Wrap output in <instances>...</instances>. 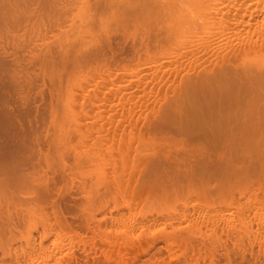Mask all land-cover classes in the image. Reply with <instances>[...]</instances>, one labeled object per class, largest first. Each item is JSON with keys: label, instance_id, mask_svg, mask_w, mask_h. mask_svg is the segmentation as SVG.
Segmentation results:
<instances>
[{"label": "rangeland", "instance_id": "obj_1", "mask_svg": "<svg viewBox=\"0 0 264 264\" xmlns=\"http://www.w3.org/2000/svg\"><path fill=\"white\" fill-rule=\"evenodd\" d=\"M5 1L7 2H4V0L2 1L5 4H1L2 2L0 0V264H44L45 262V264H49L51 262L52 264H55L56 262L53 263L54 260L56 261L61 258V262L57 261V263L264 264V184L262 185L263 187L259 186V180L261 181V178L263 179V170L261 173L262 176H258L260 173L255 176H253V174L252 177L249 176L251 177L250 182L253 183L252 185L247 181L245 183V180L247 179L244 177H247L246 173H248V171L247 169H245L246 171H244V168H242L241 170H243V173L245 172V176L242 175L244 177L241 176L240 178L242 180L244 179V181L241 182L244 183V186L241 185L239 179H237L239 181H237L238 183H233L236 179H234L235 176L232 178L231 175V178L229 177V182L231 181V183L235 185L231 187V184V189L230 187H227L225 183H223V181H227L225 172H228L231 168L229 166L228 168L227 165H229L228 163L230 161H233V159L231 158V154L233 153L235 155V150L238 148H234L233 146H237V144L235 142V144L233 143L234 145H231L230 142L226 144L225 141L224 142L226 145H224V143H220V140L222 142V139L225 140V138L220 139V137V140H217L215 135L220 134H215L213 132L217 130L215 128L213 130L212 125L210 128L208 126L210 125L208 122L212 123V120L214 123V127L219 126L222 123L221 121L223 119H219V116L222 115L218 114L220 113V111L223 112L226 110L223 109L222 103L217 104L220 103V101L223 102V100H228V106L225 104L228 108V113H232L229 112L231 110H229V105L232 102H229V100H235L237 96H242L240 98L243 99L244 103H247L249 101L251 105L247 103V106L249 105V108L247 110L253 109L252 107L254 106H256V108L260 110V108H262V106L264 105V87L261 84L258 85L261 79H264V76H260V71H262L264 75V61H261L263 62L262 66L261 62H259L261 59H259V61H256V59H258L257 56H252V54L243 56L240 54V57L236 58L235 60L239 61V66L242 64L243 67L245 66L247 68V61L245 60L251 59L249 60V63L251 64V62H254V64H256L254 68L257 69V71L258 67L262 66V68H259L260 71H258V77L260 78V81H258L259 79H253L257 78V75L254 74L255 77L253 76V78H251L248 83L246 82L247 80H242L244 84H241L242 82L237 79L236 74L233 71L226 69V66L225 71H223V75L221 77L219 76L220 78H218L217 81H212L214 85L211 83V81H209L210 83L208 86L207 82L205 81L211 79L207 78L205 73L208 74L210 71V73H216L219 71V65H216V60H218L217 57H227L231 49H238L240 48V46L242 47L243 40L249 41V39H253L255 38V36L257 38L256 34L255 36L251 35L252 38H250L251 36L249 33H245V31L241 30L243 28L242 24H238L235 26H229L225 24L226 20H232L233 18H235L237 12L234 11L235 7L233 5L236 6L237 4H233L235 3L233 2V0H173L178 3V5H176V8L185 9L182 11H186L187 14H183V12L179 9V12H182L184 16L182 17L180 15L178 16V9L176 11L173 9V7L165 5L166 7H169L168 9H170L169 11L167 9L168 12H166V8L164 6H159V4L157 5L155 3V0H147V3L149 5L147 6L150 8V10L148 9V7H146V5H143L144 7H146V9L142 10V4L145 3H141V0H134L139 1L138 3L141 4L137 5L136 2H134L136 5L132 3V6H129L128 3L126 4L125 1H130L131 4L133 0H124V2L123 0H72L75 2H72L71 0H65L64 2L63 0H58V3L56 0L54 1V4L52 3L53 0ZM39 1L42 2L40 3ZM162 1L164 3L170 2V5H174L172 0H167L169 2H167L166 0H156V2L160 3ZM244 1H246L247 4V0ZM244 1L241 0L242 6L246 5ZM250 1L252 0H248V2ZM176 2L174 3L176 4ZM134 5L137 7H134V10H138V8L140 9L139 5H141L142 8L139 11L135 10L136 13H134L135 11H132ZM161 7L163 8L160 9ZM163 9L165 12H162ZM172 10L174 14H177V16L174 15L173 12L169 14V12H171ZM210 10L212 12H210ZM90 11H92V14L90 13ZM159 11H161L163 15H160L161 13ZM82 12L83 14H81ZM262 13H264L263 10L259 13V17L262 16V19H264ZM87 14L91 16L88 17ZM205 14H208L209 17L208 15L205 17ZM210 14L214 17L210 16ZM253 14L257 15L255 12ZM202 15L204 16V18L202 17ZM215 15H217V17ZM175 16L179 20H176ZM151 17H154L155 19H152ZM219 17L221 19H219ZM206 18H208V20ZM247 18L249 17H246L245 21L249 20H247ZM150 19L153 20V22ZM215 19L219 20L216 21ZM222 19L224 20V22ZM149 21L152 23H149ZM82 22H85V24L88 25L83 26L84 23L82 24ZM256 22V19L251 20V26L252 24V27H254V24L257 25ZM226 25L228 26L227 29L225 27ZM234 28L238 29L235 30ZM79 29L81 32H79ZM193 29L195 31V34L192 32ZM242 31L244 32V34ZM166 32H169L170 35L169 33H167V36ZM252 33L254 32L252 31ZM164 34H166V37H168V39L164 37ZM247 34L249 35V38L247 37L248 40L245 39V35ZM187 37L190 38L188 39ZM202 38H206L204 40L209 45V47L211 44V46L214 45V47H210L211 49L217 48V51L219 49L218 52L220 53V55L219 53H217L218 55L215 54L217 52H215V49L212 50L214 52L211 51V54L213 55L214 53L216 57L214 55L212 56L210 53H207L208 56L207 54L205 55V53H203L204 49H202L201 43L204 44V48L207 44L204 43V40ZM194 41L200 42H198V44L196 43L197 45L200 44V46H198L199 48L201 47L200 52H198V48L197 54L196 52H194L195 54H193V51H195V49L197 50V45L194 43V47V44L192 43ZM180 42L183 43V46L185 43H187L185 45L188 48H191V46H193L192 48L194 49H189L191 51L190 52L189 50H187L188 48L186 46L184 48ZM62 44H66L65 46H68L66 47V49H71V52H69L68 50L65 51V46L63 47ZM188 44L189 46H191L189 47ZM237 44L238 46H236ZM60 45H62L64 52L61 47H59ZM184 50L187 51L183 52ZM175 51L179 54H177L176 59ZM179 51H182V54H185L186 52L192 54L188 53L191 56L183 55L184 57H182V54H180ZM171 53H173V56L171 55ZM200 53H203V55L205 56H202L209 59L207 60L206 58H204L209 64L205 62L203 57L201 58V60L203 59V63H201L202 61H196L198 58L197 55L199 54L200 56ZM193 55H196L194 58L195 61H193ZM210 55L211 58L213 57V61L215 64L210 58ZM53 56H56L57 59H51ZM188 57L190 62L187 61ZM252 57L255 58L253 59ZM79 58L80 60H78ZM260 58H264V56ZM156 61L158 62V64ZM186 61L188 62L187 64ZM191 61L193 63H191ZM56 62L59 63L57 64ZM75 62H77V64ZM82 62L85 64L82 65ZM160 62H162V65L159 64ZM210 63L213 64L211 66L215 67H209ZM202 65L203 67H201ZM74 66L76 67V69L74 68ZM179 66H181L182 69H180ZM248 66V69H251L250 65ZM106 67H108L109 70ZM195 67H197V69H195ZM166 68H168L169 71L168 69L166 70ZM207 68L209 69V71ZM254 68H252V70ZM178 69L180 71H177ZM211 69H213V71ZM135 70H139L138 73ZM192 72L194 74H191ZM224 72H227V74L229 73L230 76H228L229 74H224ZM111 73H114V76L115 73L117 74L113 78L114 81L112 80V82L118 90L116 89V87H114V85H111V78H108ZM125 73H127V75H125ZM188 73L191 75H189ZM162 74H165L166 77ZM156 75L158 81L161 83H163L162 81H169L167 83H163L162 87L160 86L161 83L157 82V78H155ZM161 75L166 78V80H159V77H161ZM195 75L198 76L195 77ZM90 77L92 78L90 79ZM131 77L133 79H131ZM138 77L141 78L139 79ZM194 77L203 78L202 80L206 82H203L205 85L203 86L202 83L201 86V80L197 82V79L196 82L199 83L197 85H195L196 83L193 84V79L192 83L191 81L189 82V80ZM151 78H154V80ZM82 79H88L89 82H85ZM92 79H94L95 82H100L96 84L93 81L92 83L90 81ZM103 79H106L107 81H104ZM263 79L261 83L264 85ZM155 80L156 85H154L155 83L153 82ZM77 82L79 85L77 84ZM94 83L96 85H94ZM140 83L142 85H139ZM189 83H191L192 85L189 86ZM246 83L247 86L249 83H251L249 84V86L251 85L250 90L253 88L254 95H252V92L247 93V88L249 89V87L245 86L246 89H244L242 85H246ZM179 84L182 86L180 89ZM143 85L145 86V92L142 91L144 87ZM174 85L175 88L177 86L176 89H179H174L176 94H179L184 88L185 89L182 91L183 93L181 92V94H184V92L187 94L189 87L190 89L196 87L194 88L196 92L194 91V89L191 91H194L196 95H194V97H197V99H199L200 101L196 99V102H193L195 98H192V95L190 97L193 100L190 98L192 102H189L190 92L187 94L188 99H184V97V100H180L182 99L181 97H183L180 94V99L178 98L179 95L176 96L177 99L180 100V102L175 100L173 102H179V105L184 103V107H186L187 110L191 112L190 115L189 112H185L186 110L184 111L183 109L186 114L188 113L190 117H193L192 115L196 116L198 118L197 120L200 119L201 123L204 121L202 125H196L197 127L201 126V128H199L200 130L197 127H193L195 125H193L192 123L195 124V122H191L192 126L189 125L190 130H188L189 126L187 127L188 123L186 122L187 116L189 117L188 114L183 116V119L186 118L185 122L187 124L184 127H186L187 131L186 129H182L181 124H183L184 121L180 123V119L181 121L183 120L181 117L183 114L180 113L183 111L180 110L184 108L183 105L179 106V116L175 112L177 110V107L174 106V110L167 107L169 106V104H174L173 102L170 103V101L173 99L171 96L176 95L173 93ZM119 86L121 88L123 87L122 90ZM197 86L199 88V91ZM206 86L208 88H206ZM96 87L99 89H96ZM224 88L229 90V93L231 95L230 98H228L230 95H228L226 90L224 91ZM171 90L173 94L171 93ZM93 91L96 94H94ZM118 91H120V93L126 92L128 95H131L128 96L126 95V93H124L125 96L123 98L122 94V96H120L122 98L119 99L118 102L117 99L120 95ZM177 91L180 92L178 93ZM223 91L227 94H224ZM117 92L119 95L115 94ZM261 92L262 94H260ZM89 93H91L90 95L94 94V96H91L92 98H95L94 100L90 97ZM150 93V98H148V94ZM197 93L200 94L198 95ZM256 93H259L260 97H258V94ZM186 94L184 96L187 97ZM209 94L210 96H208ZM97 95H101L102 98L101 96L95 97ZM103 95L105 96V98ZM214 95H217V98L214 97ZM225 95H228L227 98ZM134 96L140 98L143 97V99H136L137 97ZM153 96H155L154 98H156L157 101V98H160L161 101L159 99V102L156 101L157 103H153L155 100L153 102H150L154 99ZM107 97L109 98V100ZM204 97H206L208 100ZM99 98H101V100ZM146 98H148L149 100H147ZM256 98H259V101L261 102H259L258 100L257 101L259 103L256 102ZM262 98L263 101L261 100ZM104 99L106 101H104ZM239 99H236V104ZM130 100H132L133 102ZM250 100L254 101H252L251 103ZM91 101H94V103H92ZM148 101L150 103H148ZM166 101H168L169 104ZM130 102H132L134 105H131ZM99 103H102V105H99ZM111 103L116 104L113 105ZM261 103L263 105L259 107ZM201 104L203 108H205L204 104L207 105V111L202 108ZM234 104L232 103V105ZM130 105L136 112H133L131 110L132 108ZM152 105L158 107L157 110L159 111V113H157L159 115H164L160 114V112L167 107V110H170L167 112L171 113V111L173 110L174 113H176L175 117L178 116L180 117V119L178 117L173 118L171 114H169L173 118V120H171L172 118L167 115V112L166 118L168 116V119H164L165 116L164 118L160 117V119L159 115L156 116L157 114L155 113V111L157 110ZM171 105L170 107H173ZM175 105L177 106L178 104ZM244 105L245 104H243V102L240 104L239 100L237 106L234 105L233 107H237L235 108V110L239 111L244 108ZM133 106H135V109ZM162 106H164V109ZM238 106L241 109H239ZM100 108L101 111L99 110ZM112 108L114 109V111ZM152 108H154L155 111H153ZM217 110L219 111V113ZM235 110L233 109V115H235L234 117L237 119L236 121H234L235 118L233 119V123L231 124V126L234 128L237 122V130L239 127H241L239 126L240 121L238 122V120L243 119L241 120L242 124L244 119H250V121L253 122L251 119L259 121V119L264 116L263 113H259V116H257L258 113H256L254 114L255 116L251 115V117L248 118V116H246V110L243 109L242 111L244 115H241L243 116L241 117L240 114H242V112L239 111V115H237V111ZM198 111L200 114L202 113V117H198ZM261 111H264V108ZM150 112L152 118H148ZM254 112L255 111L251 113ZM209 114L211 115L209 116V119L212 118L211 120L208 119ZM229 115L230 114H227L228 117ZM110 116L112 119L109 118ZM115 116H117V118L119 119H117ZM105 117L107 118L105 119ZM144 117L146 118L144 119ZM190 117L188 119L189 123L190 121H192ZM113 119L115 122L113 123L116 126V129L114 128L112 123ZM157 119L159 120L156 121ZM193 119L196 118L194 117ZM116 120L118 121V123ZM149 120L151 122H149ZM197 120L196 124L198 123ZM108 121H111L112 124ZM121 121L124 123H122ZM205 121L208 124L205 123ZM231 121L229 122L231 123ZM224 122L223 124L225 125L226 122ZM204 123L207 124L208 132L213 130V134L208 133L206 128H203V130L206 131H204V133L210 134L209 136L214 135L216 140L213 141H217L215 142L216 144L219 142L220 144H218V146L221 147H218L214 142L212 143V139L210 140L211 137L208 138L207 136V139L202 138L205 137V134L202 133V126L204 125ZM100 124L101 126H105L103 132L101 131L102 127L99 126ZM110 124L112 125L111 127L109 126ZM125 124H127V126H125ZM107 126L110 127L109 131L107 130L109 129V127L107 128ZM117 126L119 129L117 128ZM227 126H230L229 123L227 124ZM98 127H100V129H98ZM113 128L116 130V132ZM216 128L218 129V127ZM219 129L221 130L223 128H220L219 126ZM98 130H100L101 132ZM111 130H113V132ZM237 130L235 131V133H231V131L229 130V133H231L233 136L235 134L236 138ZM240 130L241 128H239V131ZM110 131L112 132V134L115 132V135H111ZM243 132V136L249 137L247 130L242 131V133ZM239 133L241 135V132ZM223 135L224 137L231 136L226 135V133L222 134L221 136L223 137ZM241 136H238V138H241ZM135 137L138 140L133 139ZM241 140L237 143L239 144ZM229 144L232 146V149H235L234 151L230 149L231 146ZM253 144H255L254 140ZM227 145L228 148H224L227 147ZM242 145L238 147L243 148L244 146ZM249 146H246V148L244 147L245 149L241 148V151H236V155L238 156V158H240V161L241 159H245L241 158V155H246L251 152L253 153L255 146H251L250 144ZM186 147H188L189 150ZM220 148H224V150H219ZM179 149H181L182 151H180ZM186 150L189 153L188 155ZM179 151L183 152V155H181L182 153H180ZM228 151L230 154L228 153ZM175 152H177L178 155L177 153L175 154ZM83 153H85L86 157L88 156V158H86ZM194 153L197 156H194ZM215 153L216 155H214ZM227 154L228 156L226 157ZM191 155L192 157H190ZM217 155L223 156L218 157ZM252 155V157H256L254 156L255 153ZM148 156H150V159H148ZM155 156H157V158ZM202 156L207 158H204ZM211 156L216 157L214 159V157ZM198 157L200 158V160L198 159ZM201 158H203V160H201ZM223 158L226 162H224ZM229 158L231 160H229ZM226 159H228L229 162ZM246 159L244 163L248 161V159L247 161ZM146 160L148 161L146 162ZM251 160L253 161L254 159ZM251 160L249 161L251 162ZM171 162L176 163L177 165ZM221 162L223 164L227 162L228 163L227 165L224 164V166H226L224 167ZM236 162L239 161L236 160ZM233 163L235 164V162ZM239 163L236 164L239 165ZM242 163L243 162L241 161V164ZM255 163H257L258 167H260V161H256ZM250 164H252V162ZM173 165L175 166V168H173ZM214 165L217 166H215L216 169ZM208 166L212 168L211 173H209L210 168H208ZM230 166H232L231 162ZM239 166L241 168L242 165ZM243 166H245V164ZM134 167H136V169H134ZM138 167L141 168V170L138 169ZM220 167L223 168L224 174H221L222 168L220 169ZM256 167H251L249 168V170H252V168L254 170L256 169ZM195 169H200V171H202L200 172L198 170V174ZM217 169H219V171L221 172H217ZM233 169L231 171H237ZM260 169L258 170V172L261 171ZM172 170L174 171L172 172ZM175 170H177L176 174L174 173ZM253 170L250 171L251 174ZM131 171H133V173H131ZM134 171L136 172V174ZM142 171H144V173ZM231 171L229 174L232 173ZM192 172H195V174L192 175ZM235 172L233 173L235 174ZM187 173H190V175H188ZM250 173H248V175ZM170 174H175L177 177L175 175H172V177ZM239 174L242 173L239 172ZM138 175L139 177H137ZM188 176L190 177L187 178V182L186 177ZM254 177L260 178L258 179V181L257 179H255V181L259 182L257 183L258 185L256 184V182H253ZM145 178L151 184H148ZM139 180H141V182ZM263 180L261 181L262 183ZM142 181H144L145 184ZM174 181H178V183ZM115 182L116 184H114ZM170 183L172 185H169ZM178 184L180 185V187ZM185 184L187 185V187L182 186ZM236 184L239 185V188L238 185L236 186ZM119 186H122L121 189ZM212 186H216V188H212ZM256 186H259L258 189H256ZM182 187L186 188V190ZM193 187L194 189L191 190V188ZM219 188H221V191L219 190ZM237 188L238 190L240 189V195ZM172 189H174L177 194L174 193V190ZM210 189L213 190L210 191ZM214 189H216L217 191H214ZM131 190L133 195L131 193ZM188 190L190 191V193ZM169 191L171 192V194L169 193ZM183 191H185L186 193ZM224 191L226 193H222ZM229 191H232L234 193H230ZM210 192L211 194H209ZM253 192H255L257 202L253 201V203H249L252 200V197L253 199L255 198ZM164 193H166L167 195ZM229 193L231 196L229 195ZM119 194L122 197H120ZM223 194H226V197L229 195V198L233 196V200L231 201L232 204L231 202H228L230 204H226L227 202L224 203L225 197ZM246 195L248 198L246 197ZM214 196L217 197L215 198ZM151 197L152 200H150ZM212 197H214L215 199ZM221 198H223V202ZM229 198H227L228 201L232 199ZM169 200L172 203H170ZM152 201L154 203H151ZM129 203H132L133 205L131 204L130 206ZM96 209L99 211H97ZM259 209H261V211ZM138 210L140 212H137ZM141 213H143L144 216ZM121 221L123 223H120ZM240 223H243V226ZM240 225L242 226V228L245 226V229H242ZM246 225L248 226L246 227ZM99 227L100 229H97ZM105 232H107V234ZM63 234L67 236L73 235L70 237L72 238V241H74L75 243L78 241L76 245H73L74 247L72 246V249L69 250H67L69 248L68 246L63 245L64 242H58L59 244L57 243L58 246H66L64 248L68 252H66V250L62 246H60L59 249L56 248L58 247L56 246L57 241H55L54 239H56L57 235L62 236ZM108 239L110 240V242ZM167 239L168 241H166ZM111 241H113L114 243H112ZM180 241L184 242L181 243ZM168 242H172L171 245L170 243L168 244ZM105 243L108 245H106ZM77 244L78 246H80L79 244H81L82 246L77 247V249ZM89 244H91L92 246ZM83 246H86L87 250ZM93 246L96 247V251L91 248ZM42 247H45L46 251H44ZM40 248L42 249V251H40ZM61 248H63L62 251H65H60ZM83 248L84 251H82ZM56 249L58 250V252ZM69 251H71V254L69 253ZM47 252H49V254H47ZM85 252L88 253V255ZM43 253H45L46 255H44ZM63 253L67 254L65 255ZM121 253L124 254L121 255ZM80 254L82 256L87 255L88 258H82ZM48 255H50V257ZM70 256H72L73 258ZM37 257L38 259L39 257H41V260L43 258H50V262H48V259H46L47 261L43 259L44 262H42L43 260L41 262L39 260V263H36L38 261ZM51 257L53 258V260H51ZM74 258L75 260H72Z\"/></svg>", "mask_w": 264, "mask_h": 264}, {"label": "bare ground", "instance_id": "obj_2", "mask_svg": "<svg viewBox=\"0 0 264 264\" xmlns=\"http://www.w3.org/2000/svg\"><path fill=\"white\" fill-rule=\"evenodd\" d=\"M2 1H3V0H1V2H2ZM15 1H16V0H15ZM17 1H19V0H17ZM32 1H33V0H32ZM35 1H36V0H35ZM45 1H46V0H45ZM54 1H56V0H53V2H52L53 4H54ZM64 1H65V0H63V2H64ZM71 1H72V0H71ZM79 1H80V0H79ZM141 1H142L141 3H145V4H142V6H143V5H146V7L149 6L148 3H147V0H141ZM158 1H159V0H158ZM166 1H167V0H166ZM170 1H171V0H170ZM172 1H173V0H172ZM231 1H232V0H231ZM242 1H244V0H242ZM4 2H7V1L4 0ZM8 2H9V0H8ZM39 2L41 3L42 1H39ZM47 2H48V1H47ZM47 2H46V3H47ZM72 2H75V1H72ZM123 2H124V0H123ZM134 2H136L137 5H138V4H141V3H138L139 1H134V0L131 2V4H130V1H129V2L125 1V3H126V4L128 3L129 6H130V5L132 6L133 4H135ZM167 2H169V1H167ZM174 2H176V1H173V4H174L175 6L172 5V4H171V5H172V6H171V5L169 4L170 2H169V3H164V2L162 1L161 3H162V4L164 3V4L162 5L160 2H156V0H155V3H156L157 5L159 4V6H164V7L166 8V12H168V11L170 10V9H168L169 7H173V9L176 10V11H177V9H178V12H177V13H179L178 16L180 15V16L184 17L183 14H187V13H186V11H182V10H185V9H183V8H182V9H180V8H176V5H178V3L176 2V4H175ZM205 2H206V1H205ZM233 2H235V3H233V4H237V5H236L237 7H236L235 5L232 4V5L235 7V10H234V11L237 12V13H236V16H235V18H233L232 20H226V23H225V24H227V25H229V26H231V25L235 26V25H238V24H242L243 28H242L241 30L245 31V33H249L250 36H251V35H254V36H255V34H256V35H257V38H256V36H255V38H253V39H249V41H244V40L242 39V40H243V41L241 40V41L243 42L242 47L240 46V48H238V49H237L236 47H235L236 49H231L227 57H223V56L220 57V58L217 57L218 60H216V65H219V71L216 72V73H215V72H214V73H210V72H211V71H210V72H209L210 74H209L208 72H207L208 74L205 73V75L207 76V78H211V79H208V80H205V78H204V80L207 82L208 86H209V83H210L209 81H211V83L214 85V83H213L214 80L217 81V79L220 78V77L223 75V71H225V66H226V69H229L230 71H233V72L236 74L237 79H238L239 81H241V82H242V80H244V81L247 80L246 82L248 83V81H249L251 78H253L254 74L257 75V78H253V79H254V80H255V79H259L258 81H260V78L258 77V75H259L258 71H260L259 68H262V66H263V64H262L263 62H261V61H264V58H260V57H263V56H264V35H263V34H264V19H262V16L259 17V16H260L259 13H260L262 10L264 11V0H252V1H250V2H248V0H247V4H246V1H244V3H245L246 5H243V6H242V3H241V0H233ZM10 3H11V2H10ZM28 3H29V2H28ZM49 3H50V2H49ZM49 3H48V4H49ZM57 3H58V0H57ZM132 3H133V4H132ZM230 3H232V2H230ZM1 4H5V3L2 2ZM21 4H22V3H21ZM25 4H26V2H25ZM66 4H68V3H66ZM71 4H72V3H71ZM136 4H135V5H136ZM167 4H169V5H167ZM10 5H12V4H10ZM63 5H64V4H63ZM72 5H73V4H72ZM76 5H77V4H76ZM78 5H79V4H78ZM135 5H134L133 8H132V9H133V10H132L133 12H134L135 10H137V9L134 10V7L137 8ZM147 5H148V6H147ZM165 5H166V6H169V7H166ZM4 6H5V5H4ZM19 6H21V5H19ZM86 6H87V5H86ZM139 6H140V9H141V8H142L141 5H139ZM139 6H138V7H139ZM159 6H158V7H159ZM51 7H52V6H51ZM102 7H103V6H102ZM146 7L143 6L142 10H143V9H146ZM19 8H20V7H19ZM162 8H163V7H161L160 9H162ZM175 8H176V9H175ZM15 9H16V8H15ZM88 9H89V8H88ZM88 9H87V10H88ZM101 9H102V8H101ZM107 9H108V8H107ZM140 9L138 8L137 11H139ZM148 9L150 10L149 7H148ZM167 9H168V11H167ZM179 9L183 12V14H182V12H179V11H180ZM206 9H207V8H206ZM79 10H80V9H79ZM208 10H209V9H208ZM212 10H213V9H212ZM84 11H85V10H84ZM161 11H162V10H161ZM161 11H159V12L161 13ZM176 11H175V12H176ZM91 12H92V11H90V13H91ZM162 12H165L164 9H163ZM172 12H173V10H172L171 12H169V14L172 13ZM208 12H209V11H208ZM210 12H212V11L210 10ZM254 12H255L257 15H254V14H253ZM66 13H67V12H66ZM134 13H136V11H135ZM59 14H60V13H59ZM81 14H83V12H82ZM91 14H92V13H91ZM137 14H138V13H137ZM173 14H174V12H173ZM181 14H182V15H181ZM234 14H235V12H234ZM87 15H88V14H87ZM160 15H163V13H161ZM174 15L177 16L176 13H175ZM203 15H204V14H203ZM203 15H202V17L204 18ZM207 15H208V14H205V17H206ZM212 15H213V13H212ZM212 15L210 14V16H212ZM253 15H254V16H253ZM262 15H263V18H264V13H262ZM89 16H91V15H88V17H89ZM176 16H175V17H176ZM188 16H189V14H188ZM188 16H187V17H188ZM215 16L217 17V15H215ZM100 17H101V16H100ZM158 17H159V16H158ZM208 17H209V15H208ZM212 17H214V16H212ZM246 17H249V18H247V20H248V19H249V20H250V19H251V20H255V19H256V21H257V22H256L257 25L254 24V27H252L253 24H252V26H251V24H250V23H251V20H250V23H249V20H248V21H245V18H246ZM151 18H152V17H151ZM153 18H154V17H153ZM153 18H152V19H153ZM168 18H170V17H168ZM252 18H253V19H252ZM254 18H255V19H254ZM86 19H87V18H86ZM154 19H155V18H154ZM177 19H178V18L176 17V20H177ZM180 19H181V17H180ZM201 19H202V18H201ZM206 19L208 20V18H206ZM210 19H213V18H210ZM219 19H221V18L219 17ZM219 19H217V20H219ZM59 20H60V19H59ZM87 20H88V19H87ZM87 20H86V21H87ZM150 20H151V19H150ZM157 20H158V19H157ZM167 20H168V19H167ZM178 20H179V19H178ZM188 20H189V19H188ZM215 20H216V19H215ZM217 20H216V21H217ZM222 20H223V19H222ZM151 21L153 22V20H151ZM170 21H171V20H170ZM220 21H221V20H220ZM94 22H96V21H94ZM152 22L149 21V23H152ZM171 22H172V21H171ZM173 22H174V21H173ZM223 22H224V20H223ZM83 23H84L83 26L88 25V24H85V22H82V24H83ZM88 23H89V22H88ZM205 23H206V22H205ZM216 23H217V22H216ZM252 23H253V22H252ZM254 23H255V21H254ZM94 24H95V23H94ZM94 24H93V26H94ZM223 24H224V23H223ZM223 24H222V25H223ZM225 24H224V25H225ZM51 25H52V24H51ZM80 25H81V23H80ZM96 25H97V24H96ZM170 25H171V24H170ZM170 25H169V26H170ZM227 25L225 26L226 29L228 28ZM91 26H92V25H91ZM54 27H55V26H54ZM80 27H82V26H80ZM80 27H79V28H80ZM86 27H87V26H86ZM193 27H194V26H193ZM225 27H224V28H225ZM136 28H137V27H136ZM52 29H53V28H52ZM82 29H83V28H82ZM168 29H169V28H168ZM194 29H195V28H194ZM194 29H193V31H192L193 33L195 32ZM234 29L236 30V29H238V28H234ZM210 30H212V29H210ZM97 31H99V30H97ZM218 31H219V30H218ZM237 31H238V30H237ZM243 31H242V32H243ZM252 31H253L254 33H252ZM79 32H81L80 29H79ZM169 32H170V30H169ZM169 32H166V34L169 33ZM203 32H204V31H203ZM225 32H226V31H225ZM156 33H157V32H156ZM215 33H216V32H215ZM220 33H221V32H220ZM160 34H161V33H160ZM166 34H164V35H165L164 37L168 39V37H166ZM194 34H195V33H194ZM194 34H193V36H194ZM243 34H244V32H243ZM162 35H163V34H162ZM169 35H170V33H169ZM204 35H205V34H204ZM167 36H168V34H167ZM185 36H186V35H185ZM169 37H171V36H169ZM245 37H246L245 39L248 40L249 35L247 34V35H245ZM247 37H248V38H247ZM260 37H261V38H260ZM182 38H183V37H182ZM187 38H188V37H187ZM189 38H190V37H189ZM189 38H188V39H189ZM196 38H197V37H196ZM250 38H252V36H251ZM200 39H201V38H200ZM202 39H203V38H202ZM204 39H206V38H204ZM204 39H203V40H204ZM257 39H258L259 41H258ZM192 40H193V38H192ZM195 40H197V39H195ZM234 40H235V39H234ZM68 41H69V40H68ZM200 41H201V40H200ZM129 42H130V41H129ZM171 42H172V41H171ZM198 42H199V41H198ZM198 42H195V41H194V42H192V43H193V44H194V43H195V44H196V43L198 44ZM135 43H136V42H135ZM180 43H181V42H180ZM192 43H191V44H192ZM199 43H200V42H199ZM204 43H206L205 40H204ZM127 44H128V42H127ZM173 44H174V43H173ZM175 44H176V43H175ZM181 44H182V46H183V43H181ZM185 44H187V43H185ZM185 44H184V46H183L184 48H185V46H186ZM195 44H194V47H195ZM197 44H196V45H197ZM201 44H202V46H201L202 49H204V50H203V53H205V55H206L207 53H210V54H211L212 52H214V51H212V50H214V49H215V52L217 51V48H213V49H211L212 47H214V45L211 46L212 44L210 45L211 48L209 47V45H208L207 43H206L207 45L205 46V48H204V46H203L204 44H203V43H201ZM209 44H210V43H209ZM221 44H222V43H221ZM221 44H219V45H221ZM62 45H63V47H64L66 44H65V45L62 44ZM62 45H60L59 47H61V49L63 50ZM112 45H113V44H112ZM57 46H58V45H57ZM71 46H72V45H71ZM114 46H115V45H114ZM173 46H174V45H173ZM176 46H177V45H176ZM188 46H189V44H188ZM190 46H191V45H190ZM190 46H189V47H190ZM198 46H200V44L196 46L197 50H196V49H195V51L192 50V51H193V54H195L194 52H196V54H197L198 52H200V48H201V47L199 48ZM236 46H238V44H237ZM66 47H68V46H65L64 49H66ZM156 47H157V45H156ZM156 47H155V49H156ZM177 47H178V46H177ZM179 47H181V46H179ZM186 47H187V46H186ZM192 47H193V46H191V48H192ZM216 47H217V46H216ZM71 48H72V47H71ZM75 48H76V47H75ZM187 48H188V47H187ZM187 48H186V49H187ZM191 48H188L187 50H189V49H191ZM198 48H199V51H198ZM218 48H219V47H218ZM114 49H116V48H114ZM124 49H125V48H124ZM181 49H182V48H181ZM192 49H194V48H192ZM202 49H201V51H202ZM220 49H221V47H220ZM50 50H51V49H50ZM67 50H68L69 52H71V51H70L71 49H70V50H69V49H66L65 51H67ZM161 50H162V49H161ZM179 50H180V48H179ZM187 50H184L183 52H185V51H187ZM52 51H53V50H52ZM109 51H110V50H109ZM116 51H117V50H116ZM166 51H167V50H166ZM170 51H171V50H170ZM176 51H178V50H176ZM176 51H175V53H176V55H175V59H176L177 54H178ZM189 51H190V50H189ZM197 51H198V52H197ZM211 51H212V52H211ZM218 51H219V49H218ZM218 51L215 53L216 55H218V54H217V53H219ZM63 52H64V50H63ZM107 52H108V51H107ZM167 52H168V51H167ZM171 52H172V51H171ZM181 52H182V51H181ZM181 52L179 51L180 54H182ZM190 52H191V51H190ZM74 53H75V52H74ZM99 53H100V52H99ZM160 53H161V52H160ZM188 53H189V52H186L185 54H182V57H184L183 55L191 56V55H189V54H192V53H189V54H188ZM203 53H202V54L200 53V56H201V57L199 56V54L197 55L198 58H197L196 61H199V62H200V61H202L204 58L207 59V57H203V56H205V55H203ZM53 54H54V53H53ZM71 54H72V53H71ZM167 54H168V53H167ZM169 54H170V53H169ZM172 54H173V53H171V55H172ZM221 54H222V53H221ZM240 54L243 55V56H244V55H249V54H252V56H257L258 59H256V61H259V59H261L259 62H261V65H262V66L260 65L261 67H258V71H257V69L254 68V66H256V64H254V62H251V64H254V65H251V64L249 63V62H250L249 60H251V59H249V60H245V61H247V62L249 63V64H248V63L246 62L247 68H246L245 66H244V67H245V68H244V67L242 66V64L240 65V66H242V67H240V66H239L240 63H238L239 61L235 60L236 58L240 57V56H239ZM61 55H62V54H61ZM82 55H83V54H82ZM92 55H93V54H92ZM159 55H160V54H159ZM178 55H179V54H178ZM202 55H203V56H202ZM211 55H212V54H211ZM211 55H210V58H211ZM213 55H214V53H213ZM213 55H212V56H213ZM219 55H220V53H219ZM45 56H46V55H45ZM47 56H48V55H47ZM64 56H65V55H64ZM64 56H63V57H64ZM72 56H74V55H72ZM78 56H79V55H78ZM119 56H120V55H119ZM145 56H146V55H145ZM166 56H167V55H166ZM168 56H169V55H168ZM172 56H173V55H172ZM180 56H181V55H180ZM180 56H179V57H180ZM195 56H196V55H193L192 58L194 59ZM207 56H208V54H207ZM214 56H215V55H214ZM250 56H251V55H250ZM49 57H50V56H49ZM83 57H84V56H83ZM85 57H86V55H85ZM85 57H84V58H85ZM90 57H91V56H90ZM93 57H94V56H93ZM116 57H118V56H116ZM116 57H115V58H116ZM170 57H171V56H170ZM202 57H203V59L201 60ZM215 57H216V56H215ZM257 57H256V58H257ZM54 58H56V56H55V57L53 56L51 59H54ZM80 58H81V57H80ZM80 58H79L78 60H80ZM84 58H82V59H84ZM165 58H166V57H165ZM180 58H181V57H180ZM180 58H179V59H180ZM199 58H200V60H199ZM241 58H242V56H241ZM252 58L254 59L255 57H252ZM56 59H57V58H56ZM61 59H62V58H61ZM61 59H60V60H61ZM86 59H87V58H86ZM92 59H93V58H92ZM160 59H161V58H160ZM181 59H182V58H181ZM186 59H187V58H186ZM211 59H212V61L214 60L213 57H212ZM239 59H240V58H239ZM39 60H40V59H39ZM99 60H100V59H99ZM204 60H205V59H204ZM207 60H209V59H207ZM207 60H205V62H206ZM234 60H235V62H234ZM240 60H241V59H240ZM74 61H75V60H74ZM86 61H88V60H86ZM115 61H116V60H115ZM171 61H172V60H171ZM180 61H182V60H180ZM184 61H185V58H184ZM184 61H183V62H184ZM187 61H189V57H188V60H187ZM187 61H186V64L188 63ZM193 61H195V59H194ZM245 61H244V64H245ZM256 61H255V62H256ZM52 62H53V61H52ZM59 62H61V61H59ZM59 62H56V63L58 64ZM120 62H121V61H120ZM156 62H157V61H156ZM177 62H179V61H177ZM183 62H182V63H183ZM189 62H190V61H189ZM199 62H197V63H199ZM210 62H211V60H210ZM75 63L77 64V62H75ZM75 63H73V64H75ZM86 63H87V62H86ZM88 63H89V62H88ZM173 63H174V62H173ZM191 63H193V62L191 61ZM191 63H190V64H191ZM201 63H203V61H202ZM206 63H207V62H206ZM213 63H214V61H213ZM57 64H56V65H57ZM64 64H65V63H64ZM83 64H85V63L82 62V65H83ZM97 64H99V63H97ZM131 64H132V63H131ZM157 64H158V62H157ZM157 64H155V65H157ZM159 64L162 65V62H160ZM207 64H209V63H207ZM214 64H215V63H214ZM259 64H260V63H259ZM259 64H257V65H259ZM82 65H81V66H82ZM86 65H87V64H86ZM100 65H101V64H100ZM103 65H104V64H103ZM105 65H106V64H105ZM127 65H128V64H127ZM138 65H139V64H138ZM161 65H159V66H161ZM179 65H180V63H179ZM211 65H213V64L210 63L209 67H210ZM248 65H250L251 69H248V68H249ZM54 66H55V65H54ZM75 66H76V65H75ZM75 66H74V68L76 69ZM112 66H113V65H112ZM112 66H111V67H112ZM114 66H115V65H114ZM123 66H124V65H123ZM128 66H129V65H128ZM133 66H134V65H133ZM194 66H195V65H194ZM252 66H253V67H252ZM58 67H59V66H58ZM94 67H95V66H94ZM164 67H165V66H164ZM172 67H173V66H172ZM201 67H203V65H202ZM209 67H208V68H209ZM211 67H213V66H211ZM214 67H215V66H214ZM214 67H213V68H214ZM223 67H224V68H223ZM62 68H63V67H62ZM81 68H82V67H81ZM81 68H80V69H81ZM83 68H84V66H83ZM83 68H82V69H83ZM106 68L109 70L108 67H106ZM139 68H140V67H139ZM139 68H138V69H139ZM151 68H152V66H151ZM158 68H159V67H158ZM162 68H163V67H162ZM179 68L182 69L181 66H179ZM208 68H207V69H208ZM252 68H254V69L257 71V73H256V71H255L254 69L252 70ZM54 69H55V68H54ZM59 69H60V68H59ZM80 69H79V70H80ZM82 69H81V70H82ZM110 69H111V68H110ZM167 69H168V68H166V70H167ZM172 69H173V68H172ZM176 69H177V68H176ZM193 69H194V68H193ZM195 69H197V67H195ZM231 69H232V70H231ZM102 70H104V69H102ZM116 70H117V69H116ZM123 70H124V69H123ZM139 70H140V69H139ZM139 70H138V71H139ZM158 70H159V69H158ZM174 70H175V69H174ZM174 70H173V71H174ZM187 70H188V69H187ZM211 70L213 71V69H211ZM261 70H263V69H261ZM99 71H100V70H99ZM111 71H112V70H111ZM135 71H136V70H135ZM138 71H136V72L138 73ZM168 71H169V69H168ZM177 71H180V70L178 69ZM198 71H199V69H198ZM202 71H203V70H202ZM202 71H201V72H202ZM208 71H209V69H208ZM254 71H255V72H254ZM79 72H80V71H79ZM84 72H85V71H84ZM156 72H157V71H156ZM185 72H186V71H185ZM260 72H261V73H260V76H261V75L264 76L263 73H262V71H260ZM263 72H264V70H263ZM54 73H55V72H54ZM100 73H101V72H100ZM123 73H124V72H123ZM153 73H154V72H153ZM157 73H158V72H157ZM162 73H163V72H162ZM80 74H81V73H80ZM183 74H184V73H183ZM188 74H189V73H188ZM191 74H194V73L192 72ZM191 74H189V75H191ZM197 74H198V73H197ZM224 74H227V72H224ZM228 74H229V73H228ZM228 74H227V75H228ZM56 75H58V74H56ZM100 75H101V74H100ZM116 75H117V74L115 73V76H116ZM125 75H127V73H125ZM133 75H134V74H133ZM135 75H136V74H135ZM142 75H143V74H142ZM142 75H141V77H142ZM154 75H155V74H154ZM162 75H163V74H162ZM162 75H161V77H159V80H163V79L166 80V78L163 77V76H165V74H164L163 76H162ZM177 75H178V74H177ZM180 75H181V74H180ZM54 76H55V75H54ZM71 76H72V75H71ZM80 76H81V75H80ZM82 76H83V75H82ZM115 76H114V73H113V74L111 73V74L108 76V78H109V77L111 78V79H110V78H109V79L111 80V83H112L111 85H112V86L114 85L113 82H112V80H113V78H114ZM139 76H140V75H139ZM193 76H194V75H193ZM193 76H192V77H193ZM196 76H198V75H195V77H196ZM201 76H202V73H201ZM219 76H220V77H219ZM228 76H230V74H229ZM231 76H232V75H231ZM101 77H102V76H101ZM101 77H100V78H101ZM135 77H136V76H135ZM141 77H140V78H141ZM165 77H166V76H165ZM167 77H168V76H167ZM169 77H170V76H169ZM195 77H194V78H191V80H189V82L191 81V83H192V82L194 81L193 84L196 83L195 85H197V84H199V83H197V82H199V80H201V81H200V85H201V86H202V83H203V82L206 83L205 81L202 80L203 78H200V77H199V78H200V79H199V78H195ZM254 77H255V76H254ZM52 78H53V76H52ZM58 78H59V76H58ZM58 78H57V79H58ZM86 78H87V77H86ZM91 78H92V77H90V79H91ZM96 78H97V77H96ZM108 78H107V79H108ZM138 78H139V77H138ZM140 78H139V79H140ZM143 78H144V77H143ZM155 78H157V75H156ZM160 78H161V79H160ZM261 78H262V77H261ZM55 79H56V78H55ZM55 79H54V80H55ZM83 79H84V78H83ZM83 79H82V80H83ZM94 79H95V78H94ZM94 79H92V80H90V81L93 83V81L95 82ZM101 79H102V78H101ZM131 79H133V78L131 77ZM135 79H136V78H135ZM144 79H145V78H144ZM151 79L154 80V78H151ZM168 79H170V78H168ZM192 79H193V81H192ZM196 79H197L198 81H197ZM253 79H252V81H253ZM262 79H263V78H262ZM262 79H261L260 83H258V85L261 84V85L264 87V85L261 83V82H262ZM97 80H100V79H97ZM97 80H96V81H97ZM103 80H104V79H103ZM156 80H157V82H159V81H158V78H157ZM156 80L153 81V82L155 83ZM263 80H264V79H263ZM83 81H85V82H89L88 79H85V80H83ZM104 81H107V80L105 79ZM108 81H109V80H108ZM113 81H114V80H113ZM127 81H128V79H127ZM140 81H141V80H140ZM168 81H169V80H167L166 82H164V81H162V82H163V83H167ZM176 81H177V80H176ZM183 81H184V80H183ZM196 81H197V82H196ZM212 81H213V82H212ZM256 81H257V80H256ZM258 81H257V82H258ZM56 82H57V81H56ZM91 82H90V83H91ZM99 82H100V81H99ZM99 82H95V83L97 84V83H99ZM109 82H110V81H109ZM109 82H107V83H109ZM141 82H142V81H141ZM170 82H173V81H170ZM95 83H94V85H96ZM142 83H143V82H142ZM151 83H152V81H151ZM159 83H161V82H159ZM163 83H161L160 86L163 87V85H162ZM191 83H189V86L192 85ZM204 83H203V86L205 85ZM216 83H217V82H216ZM247 83H246V85H242V86L244 87V89H246L245 86H246V87H249V89L247 88V93H251V92L253 93V88L251 87V88H252V89H251L252 91H251V90H250V86H251V85L249 86V84H251V83H249L248 86H247ZM263 83H264V82H263ZM77 84H78V82H77ZM87 84H89V83H87ZM115 84H116V83H115ZM118 84H119V83H118ZM145 84H146V83H145ZM186 84H187V83H186ZM186 84H184V85H186ZM241 84H244V83L242 82ZM78 85H79V84H78ZM78 85H77V86H78ZM81 85H82V84H81ZM99 85H100V84H99ZM107 85H109V84H107ZM137 85H138V84H137ZM137 85H136V86H137ZM139 85H142V84L140 83ZM152 85H153V84H152ZM154 85H156V83H155ZM179 85H180V84H179ZM187 85H188V84H187ZM200 85H199V86H200ZM72 86H73V85H72ZM74 86H75V85H74ZM104 86H105V85H104ZM143 86H144V85H143ZM157 86H158V85H157ZM168 86H169V85H168ZM189 86H188V87H189ZM93 87H94V86H93ZM93 87H91V88H93ZM97 87H100V86H97ZM97 87H96V89H99V88H97ZM102 87H103V86H102ZM106 87H107V86H106ZM114 87H116V86L114 85ZM119 87H120V86H119ZM119 87H118V88H119ZM170 87H171V86H170ZM172 87H173V86H172ZM181 87H182V86L180 85L179 89H180ZM183 87H184V86H183ZM188 87H186V88H188ZM192 87H194V86H192ZM91 88H90V89H91ZM94 88H95V87H94ZM108 88H109V87H108ZM110 88H111V87H110ZM120 88H121V87H120ZM122 88H123V87H122ZM122 88H121V90H122ZM136 88H137V87H136ZM144 88H145V86L143 87V90H142V91L145 90ZM166 88H167V87H166ZM176 88H177V86H176ZM176 88H175V85H174L173 90L176 89ZM194 88H196V87H194ZM194 88H193V89H194ZM197 88H198V86H197ZM206 88H208V87L206 86ZM226 88H227V87H226ZM103 89H104V88H103ZM116 89H117V87H116ZM116 89H115V90H116ZM168 89H169V88H168ZM179 89H176V90H179ZM184 89H185V88H184ZM184 89H183V90H184ZM193 89H192V88L190 89V87H189V88H188V92H187V91H186V92H187V94L191 92V93L189 94V100H190V98H191L190 96L193 95L192 98H195V99H194V100H193L192 98H191V99L193 100V102H194V101L196 102L197 97H194V95H195L194 91L196 92V90L194 89V91H191V90H193ZM204 89H205V87H204ZM91 90H92V89H91ZM93 90H94V89H93ZM109 90H111V89H109ZM115 90H114V91H115ZM117 90H118V89H117ZM140 90H141V88H140ZM146 90H147V89H146ZM183 90H181V92H182ZM186 90H187V89H186ZM189 90H190V91H189ZM201 90H202V88H201ZM201 90H200V91H201ZM207 90H208V89H207ZM222 90H223V89H222ZM225 90L227 91L228 95H230L229 90H227V89L224 88V91H225ZM107 91H108V90H107ZM198 91H199V88H198ZM203 91H204V90H203ZM210 91H211V90H210ZM224 91H223V93L225 94L226 92H224ZM69 92H70V91H69ZM96 92H97V91H96ZM99 92H100V91H99ZM101 92H102V91H101ZM108 92H109V91H108ZM115 92H116V91H115ZM118 92L120 93V91H118ZM118 92L115 93V94L119 95ZM144 92H145V91H144ZM157 92H158V91H157ZM168 92H169V90H168ZM168 92H167V93H168ZM177 92L179 93L180 91H177ZM181 92H180L179 94H176V92H175V90H174L173 93L176 94V95L171 96L173 99L170 101V103H172L174 100L180 102V100H184V99H186V98L188 99V95H187L185 92H184V94H181ZM201 92H202V91H201ZM205 92H206V91H205ZM70 93H71V92H70ZM93 93L96 94L94 91H93ZM124 93H126V92H124ZM124 93H122V92L120 93L119 98L117 99L118 102H119V99L122 98V97H120V96H122V94H123V98H124V96H125ZM129 93H130V92H129ZM131 93H133V92H131ZM147 93H148V91H147ZM147 93H146V94H147ZM171 93H172V90H171ZM171 93H170V94H171ZM173 93H172V94H173ZM182 93H183V92H182ZM203 93H204V92H203ZM206 93H207V92H206ZM227 93H226V94H227ZM85 94H86V93H85ZM90 94H91V93H89V95H90ZM94 94H93V95H90V97H91V96H94ZM100 94H102V93H100ZM103 94H104V93H103ZM111 94H112V93H111ZM111 94H110V95H111ZM115 94H114V95H115ZM142 94H143V93H142ZM152 94H153V93H152ZM164 94H165V93H164ZM180 94H181L183 97H181ZM185 94L187 95V97L184 96ZM197 94L199 95L200 93H197ZM207 94H208V93H207ZM214 94H215V93H214ZM256 94H258V97H260L259 93H256ZM260 94H262V92H261ZM105 95H106V94H105ZM112 95H113V94H112ZM126 95H128V94L126 93ZM129 95H131V94H129ZM129 95H128V96H129ZM149 95H151V93L148 94V98H150ZM165 95H166V94H165ZM177 95H179V97H178L179 99H180V97H181L182 99L178 100L177 97H176ZM198 95H197V96H198ZM212 95H213V92H212ZM228 95H225L226 98H227ZM252 95H254V93H253ZM252 95H251V96H252ZM78 96H79V94H78ZM99 96H101V95H97V96H95V97H99ZM103 96H104V95H103ZM115 96H116V95H115ZM132 96H133V95H132ZM140 96H141V95H140ZM143 96H146V95H143ZM195 96H196V95H195ZM208 96H210V94H209ZM251 96H248V97H251ZM117 97H118V96H117ZM134 97H137V96H134ZM154 97H155V96H153V98H154ZM157 97H158V96H157ZM159 97H160V96H159ZM184 97H185V98H184ZM198 97H199V96H198ZM201 97H202V95H201ZM214 97L217 98V95H214ZM214 97H213V99H214ZM230 97H231V95H230L228 98H230ZM240 97H242V96H239V97L237 96L238 99H239ZM261 97H263V96H261ZM91 98H92V97H91ZM101 98H102V96H101ZM101 98H99V99L101 100ZM104 98H105V96H104ZM107 98H108V97H107ZM148 98H146V99L149 100ZM151 98H152V97H151ZM161 98H162V96H161ZM163 98H164V97H163ZM175 98H176V99H175ZM183 98H184V99H183ZM199 98H200V97H199ZM204 98L207 99L206 97H204ZM237 98H236V99H237ZM92 99L94 100L95 98L93 97ZM127 99H128V98H127ZM132 99H133V97H132ZM136 99H143V97H142V98L137 97ZM136 99H135V100H136ZM157 99H158V101L156 100V98H154V99L151 100L150 102H153L154 100H155V101H154L153 103H155L156 101L159 102V99H160V98H157ZM210 99H212V98H210ZM232 99H233V98H232ZM236 99H235V100H234V99H233V100H229V102L232 101V102L230 103V105H229V110L231 109L229 112H232V113H228V112H227V111H228V108H227L228 105H227V104H229L227 99H226V100H223V102L220 101V103H217V104H221V103H222V107H223V109L226 110V111H223V110L221 109L223 112L220 111V113H219V111L217 110L218 113H219L218 115H222V116H219V117H220L219 119H221V120L223 119L224 121L226 120V121H225V122H226L225 125L223 124V122H224L223 120L221 121L222 123L219 125L220 128H223V129L220 130V129H219V126H216V125H215V126L218 127V129H219V131H218V129H217L216 127H214V125H213V124H214V123H213V120H212V123L208 122V123L210 124V125H208V126H209V128H210L211 125H212L213 130H214V128H215L218 132H217V131H213V130H212V131H213L215 134H217V133L220 134V135H218V134L215 135L216 138H217V140H220V139H222V138H225V140L222 139V142H221V140H220V143H222V144L224 143V145L228 144L229 142H230L231 145H234L235 143L237 144V146H233L234 148H235V147L238 148V149H236V150H235V149H232V146L229 144V145L231 146L230 149H231L232 151L235 150V155H234L233 153L231 154V155H232L231 158L233 159V161H230V162H231V165L233 166L234 169L232 168V166H230V162L228 161V159H226V160L229 162V163L227 162L229 165H227V163H224L225 165H227V167L229 166V167H231L233 170H237V171H239V170H241L242 168H244V171H246L245 169H247L248 173H250V171H252L253 168H255L256 166H257V167H256V169L253 170L252 174L250 173V174L248 175V173H246L247 177H244V176H245V174H244L245 172L243 173V172H242L243 170L239 171V172H241L242 174H239V172H237V171H236V172H235V171H231V170H232L231 168L229 169V171L226 170V171H228V172H225V171H224V172H225V175H226V179H227V181H225V182H224L223 180H222V181H223V183H225V185H226L227 187H230L231 184H232L231 187H233V185H235V184H233V183H236V182L238 181L237 179H239L240 183H241L242 181H244V179L242 180V179L240 178L242 175H244V176H242V177H244V178L247 179V180H245V183H246V181L249 183V182L251 181L250 178L252 177L253 174H254L253 176H255V175H258V174L260 173L258 176H260V175L262 176V174H261V173H262V170H263V176H262V177H263V179H264V124H263V123H264V121H263L264 116H263V117L260 116L261 119H259V121H258V120L256 121V120L251 119L253 122H251L250 119H249V120H248V119H247V120L244 119V121H243L242 124H241V120H243V119L238 120V122L240 121V122H239V124H240L239 126H241V127H239V128H241V130H242V129L247 130V131H248V136H249V137H247V136H243V135H244V132L242 133V131H244V130H242V131L240 130V131H239V128H238V130H237V127H238V126H237V124H238L237 122H236V125H235V126L233 125L234 128L231 126V124L233 123V119L235 118V117H234L235 115H233V114H234V113H233V109L235 110V108H237V107H233V106H234V105L237 106V104L239 103V100H240V104H241L242 102H243V104H245V105L243 106L244 108H242V109L238 106L239 109H241V110H239V111L242 112V114H240V116H241V115H244L242 110L245 109V110H246V113H247V114H246V113H245V114H246V116H248V118H250L251 115L253 116V115L256 114V113H258L257 116H259V113H263V114H264V111H261V110H263V108H264L263 106H264V105H263L262 103H261V105H259V107L263 105L262 108H260V110H259L258 108H256V106L252 107L253 109H251V110H250V109L247 110V109L249 108V107H248L249 105L247 106V103L250 104L249 101L247 100L248 102H247V103H244L243 99L240 98V99L238 100L237 104H236V101H237ZM100 100H99V101H100ZM108 100H109V98H108ZM147 100H146V101H147ZM192 100H190L189 102H192ZM197 100L200 101L199 99H197ZM201 100H204V99H201ZM207 100H208V99H207ZM241 100H242V102H241ZM257 100L259 101L260 99H259V98H256V102H258ZM261 100L263 101V98H262ZM104 101H106V100L104 99ZM113 101H114V100H113ZM130 101H132V100H130ZM141 101H143V100H141ZM160 101H161V99H160ZM185 101H187V100H185ZM217 101H218V100H217ZM252 101H254V100H250L251 103H252ZM91 102H92V101H91ZM118 102H117V104H118ZM132 102H133V101H132ZM132 102H130L131 105L133 104ZM150 102L148 101V103H150ZM157 102H156V103H157ZM166 102H168V101H166ZM179 102H178V103L173 102V103H174L173 105L169 104V102H168L169 106H167V107H169L170 109H173V110H174V106L177 107V108H176L177 110L175 111V112L177 113V115L179 114V113H178L179 106H181V105L184 104V103H182V101H181L182 104L179 105V104H180ZM206 102H207V101H206ZM206 102H205V103H206ZM209 102H210V101H209ZM212 102H214V101H212ZM224 102H225V103H224ZM259 102H261V101H259ZM259 102H258V103H259ZM92 103H94V101H93ZM97 103H98V102H97ZM97 103H96V105H97ZM104 103H105V102H104ZM197 103H198V102H197ZM207 103H208V102H207ZM207 103H206V104H207ZM232 103H233V104L235 103V104L232 105ZM258 103H257V104H258ZM263 103H264V102H263ZM100 104L102 105V103H99V105H100ZM111 104H113V103H111ZM114 104H116V103H114ZM114 104H113V105H114ZM175 104H178V105L176 106ZM206 104H204L206 109L203 108L202 104H201V106H202V108H203L204 110L207 111V105H206ZM209 104H210V103H209ZM225 104H226L227 106H226ZM93 105H94V104H93ZM96 105H95V106H96ZM107 105H108V102H107ZM107 105H106V106H107ZM131 105H130V106H131ZM133 105H134V104H133ZM156 105H157V104H156ZM170 105L173 106V107H170ZM223 105H225L226 108H225V106H223ZM250 105H251V104H250ZM103 106H104V104H103ZM106 106H105V107H106ZM146 106H147V105H146ZM149 106H150V105H149ZM152 106H153V105H152ZM164 106H165V105H164ZM164 106H162L163 109H164ZM220 106H221V105H220ZM230 106H231V107H230ZM245 106H246L247 108H246ZM113 107H114V106H113ZM133 107H134V109H135V106H133ZM147 107H148V106H147ZM153 107H155L156 110H157V108H158V107H156V106H153ZM165 107H166V106H165ZM167 107H166L164 110H162V111L160 112V114H164V115H159V114H158V113H159L158 110L155 111L154 108H152V109H153V111H155V113L157 114V115L155 114L156 116L159 115V118H160V117H161V118H164V116H165L164 119L167 120V119H168V116H170L169 114H171V116L174 118V117L176 116V115H175L176 113H174L173 110L171 111V113H170V112H167V111H170V110H167ZM183 107H184V105H183ZM208 107H209V106H208ZM131 108H132V106H131ZM150 108H151V107H150ZM150 108H149V109H150ZM180 108H182V107H180ZM232 108H233V109H232ZM112 109H113V108H112ZM183 109H184V111L186 110L185 112H189V114L191 115V112L188 111L186 107L182 108V110H180V111H183ZM254 109H255V110H254ZM99 110L101 111V108H100ZM129 110H130V109H129ZM131 110H132L133 112H136V111L133 110V108H132ZM204 110H203V111H204ZM252 110L255 111V112H254V113H251V112H253ZM108 111H109V110H108ZM113 111H114V109H113ZM132 111H131V112H132ZM148 111H149V110H148ZM163 111H164V113H163ZM184 111L180 113V114H183V115L181 116L182 119H183V116H184V115H187V114H188V113L186 114ZM199 111H200V110H199ZM199 111H198L197 113H199ZM201 111H202V110H201ZM208 111H209V110H208ZM235 111H237L236 114L239 115V111H238V110H235ZM235 111H234V112H235ZM248 111H249V113H248ZM137 112H138V111H137ZM142 112H143V111H142ZM157 112H158V113H157ZM166 112H167V115H168L167 118H166ZM225 112H226V113H225ZM173 113H174V116H173ZM197 113H196V114H197ZM203 113H204V112H203ZM209 113H210V112H209ZM221 113H222V114H221ZM223 113H225V114H223ZM108 114H110V113H108ZM113 114H114V113H113ZM133 114H134V113H133ZM139 114H140V113H139ZM189 114H188V115H189ZM201 114H202V113H201ZM201 114H200V113H199V115L197 114L198 117H200ZM204 114H205V113H204ZM227 114H230L229 117L227 116ZM117 115H118V113H117ZM147 115H148V114H147ZM147 115H145V116H147ZM190 115H189V117H190ZM205 115H206V114H205ZM223 115H224V116H223ZM225 115H226L227 118L225 117ZM231 115H232V116H231ZM101 116H102V115H101ZM107 116H108V115H107ZM112 116H113V115H112ZM151 116H152V115H151V112H150V115H149L148 118H152ZM156 116H154V117H156ZM162 116H163V117H162ZM171 116H170V117H171ZM178 116H179V115H178ZM178 116H177V117H178ZM192 116H193V117H190L191 120H192V121H190V123L188 122V119H189L188 116H187V120H186V118H185L186 116H185V117H184L185 119H183L182 121H181L180 117H178V118L180 119V123H182V122L184 121V122H183L184 125L181 124L182 129H184V130L186 129V127H184V126H186L187 123H188V124H187V127H188L189 125L192 126V124H193V125H195V126H193V127H195V128H196L199 124H200V125L203 124L204 121L201 123V122H200V119L197 120L198 118H197L196 116H194V115H192ZM209 116H211V115H210V114L208 115V119H209ZM254 116H255V115H254ZM257 116H256V117H257ZM102 117H103V116H102ZM115 117L117 118V116H115ZM115 117H114V119H115ZM172 117H171V118H172ZM177 117H175V118H177ZM194 117H195L196 119H193ZM201 117H202V116H201ZM203 117H204V115H203ZM205 117H206V116H205ZM222 117H223V118H222ZM241 117H243V116H241ZM100 118H101V117H100ZM106 118H107V117H105V119H106ZM109 118H111V116H110ZM145 118H146V117H144V119H145ZM157 118H158V117H157ZM161 118H160V119H161ZM171 118H170V119H171ZM173 118H172L171 120H173ZM230 118H232V119H230ZM239 118H240V117H239ZM239 118H238V119H239ZM111 119H112V118H111ZM114 119H113L112 123L114 122ZM117 119H119V118H117ZM120 119H121V118H120ZM202 119H204V118H202ZM202 119H201V120H202ZM206 119H207V118H206ZM211 119H212V118H210L209 120H211ZM227 119H229V120H227ZM236 119H237V118H235L234 121H236ZM99 120H100V119H99ZM107 120H108V119H107ZM121 120H122V119H121ZM158 120H159V119H157L156 121H158ZM175 120H176V119H175ZM185 120H186L187 123L185 122ZM196 120L198 121L197 124H196ZM231 120H232V121H231ZM116 121H117V120H116ZM177 121H178V120H177ZM229 121H231V123H230ZM254 121H255V122H254ZM99 122H100V121H99ZM108 122L111 123V121H108ZM108 122H107V123H108ZM121 122H122V121H121ZM149 122H151V121L149 120ZM191 122H195V124H194V123L191 124ZM225 122H224V123H225ZM261 122H262V123H261ZM112 123H111V124H112ZM114 123H115V122H114ZM114 123H113V126H114V128L116 129V126L114 125ZM117 123H118V121H117ZM122 123H124V122H122ZM178 123H179V122H178ZM205 123H207V122L205 121ZM205 123H204V125H203V126H205V127L202 126V130H203V128H206V129H207V132H208V128H207V124H208V123H207V124H205ZM228 123H229V125H230L229 127L227 126ZM108 124H109V123H108ZM111 124L109 125L110 127L112 126ZM196 125H197V126H196ZM222 125H223V126H222ZM99 126H101V124H100ZM109 126H107V128H108ZM120 126H121V125H120ZM125 126H127V124H125ZM125 126H124V127H125ZM179 126H180V124H179ZM179 126H178V127H179ZM190 126L188 127V130H190V129H189ZM101 127H102L101 131L103 132V131H104L103 129H104L105 126H101ZM110 127H109V129H107L108 131L110 130ZM130 127H131V126H130ZM183 127H184V128H183ZM227 127H228V130H227ZM62 128H63V127H62ZM114 128H113V129H114ZM117 128H118V126H117ZM180 128H181V127H180ZM197 128L199 129V128H201V126H199V127H197ZM225 128H226V129H225ZM235 128H236V130H237V132H236V133H237V134H236L237 137H236V138H235V134H234V136L231 134L232 132L235 133V131H236ZM98 129H100V127H98ZM115 129H114V130H115ZM118 129H119V128H118ZM123 129H124V128H123ZM178 129H179V128H178ZM105 130H106V129H105ZM131 130H132V129H131ZM131 130H130V132H131ZM184 130H182V131H184ZM196 130H197V129H196ZM199 130H200V129H199ZM229 130L231 131V133H229ZM98 131H100V130H98ZM101 131H100V132H101ZM108 131H106V132H108ZM111 131L113 132V130H111ZM111 131H110V132H111ZM186 131H187V129H186ZM204 131H205V130H203L202 133H204ZM212 131H210V132H208V133H212V134H213ZM222 131H223L224 133H226V135H231V136H229V137L227 136V137H228V138H227L226 136L224 137V135H223V137H222L221 135L224 134ZM225 131H227L228 133L225 132ZM238 131L241 132V135H242L243 137L240 135V133H239ZM100 132H99V133H100ZM112 132H111V135H113V134L115 135L116 130H115V132H114L113 134H112ZM205 132H206V131H205ZM208 133H207V134H208ZM204 134H205V137H202L203 139H204V138L207 139V136H208V138L211 137L210 140L212 139V143L214 142L213 140H216V138H215L214 135L209 136L210 134H208V135H207L206 133H204ZM238 134H239V135H238ZM133 136H135V135H133ZM212 136H213V138H212ZM238 136H241V138H238ZM80 137H81V136H80ZM84 137H85V136H84ZM87 137H88V136H87ZM220 137H221V138H220ZM245 137H246V138H245ZM250 137H252V138H250ZM129 138H130V137H129ZM152 138H153V137H152ZM200 138H201V137H200ZM202 138H201V139H202ZM219 138H220V139H219ZM244 138H245L246 140H245ZM80 139H82V138H80ZM84 139H85V138H84ZM133 139H137V138L135 137V138H133ZM150 139H151V138H150ZM241 139L244 140L245 143H244V141H242ZM129 140H130V139H129ZM137 140H138V139H137ZM157 140H158V139H157ZM157 140H156V141H157ZM208 140H209V139H208ZM208 140H207V141H208ZM240 140H241V142L239 143V144H240V145H239L237 142H239ZM253 140H254L255 144H253ZM81 141H83V140H81ZM93 141H94V140H93ZM135 141H136V140H135ZM171 141H172V140H171ZM224 141L226 142V144H225ZM227 141H228V142H227ZM246 141H247V142H246ZM79 142H80V140H79ZM158 142H159V141H158ZM215 142H217V141H215ZM215 142H214V143H215ZM234 142H235V143H234ZM142 143H143V142H142ZM147 143H148V142H147ZM205 143H208V142H205ZM212 143H211V145H212ZM220 143L218 142L217 144H216V143H215V144L218 146V144H220ZM233 143H234V144H233ZM241 143L244 144V145H242ZM248 143H249L251 146H255L254 151H253V153L251 152V153H248V154H246V155H245V154L241 155V158H245V159H246V156H247L248 161H247V159H246V161H247L246 163H249V162H250L249 160H251V159H254V160H253V161L251 160L252 164H250V163H251V162H250V163H249L250 165H249V164L244 163L245 159H244V160L241 159V161L243 162V163L241 164L240 158H238V156L236 155V151H237V150L239 151V150L242 148V147L239 148L238 146H241V145H242V146H244L245 148H246V146L248 147V146H249ZM251 143H252V144H251ZM169 144H170V142H169ZM175 144H176V142H175ZM245 144H246V146H245ZM108 145H109V144H108ZM110 145H111V144H110ZM146 145H147V144H146ZM209 145H210V144H209ZM92 146H93V145H92ZM96 146H97V145H96ZM173 146H174V145H173ZM173 146H172V147H173ZM230 146H229V147H230ZM100 147H101V146H100ZM108 147H109V146H108ZM218 147H221V146H218ZM222 147H223V146H222ZM244 147H243V148H244ZM249 147H250V146H249ZM157 148H158V147H157ZM174 148H175V147H174ZM186 148H188V147H186ZM186 148H185V149H186ZM224 148H228V145H227V147H224ZM224 148H220L219 150H222V149L224 150ZM243 148H242V149H243ZM245 148H244V149H245ZM143 149H144V148H143ZM230 149H229V150H230ZM242 149H241V150H242ZM133 150H134V149H133ZM145 150H147V149H145ZM179 150L182 151L181 149H179ZM188 150H189V148H188ZM191 150H193V149H191ZM227 150H228V149H227ZM241 150H240V151H241ZM180 151H179V152H180ZM186 151H187V150H186ZM238 151H237V152H238ZM84 152H85V151H84ZM148 152H149V151H148ZM220 152H221V151H220ZM225 152H226V151H225ZM242 152H243V151H242ZM152 153H153V152H152ZM161 153H162V149H161ZM168 153H169V152H168ZM176 153H177V152H175V154H176ZM180 153H182L181 155H183V152H180ZM228 153H229V151H228ZM254 153H255L254 156H256V157H252V156H253L252 154H254ZM83 154L85 155V153H83ZM188 154H189V153H188V151H187V155H188ZM191 154H192V152H191ZM202 154H203V153H202ZM220 154H221V153H220ZM224 154H226V153H224ZM224 154H223V155H224ZM229 154H230V153H229ZM250 154H251V155H250ZM78 155H79V154H78ZM84 155H83V157H84ZM139 155H140V154H139ZM142 155H143V154H142ZM177 155H178V153H177ZM193 155L195 156L196 154L194 153ZM212 155H213V154H212ZM214 155H216V153H215ZM223 155H222V156H223ZM81 156H82V155H81ZM165 156H166V155H165ZM167 156H168V155H167ZM194 156H193V157H194ZM196 156H197V155H196ZM209 156H210V155H209ZM217 156H218V155H217ZM222 156H218V157H222ZM224 156H225V155H224ZM227 156H228V154L226 155V157H227ZM83 157H82V158H83ZM85 157H86V155H85ZM146 157H147V156H146ZM148 157H149L148 159H150V156H148ZM152 157H153V156H152ZM155 157L157 158V156H155ZM180 157H181V156H180ZM185 157H186V156H185ZM190 157H192V155H191ZM202 157H204V156H202ZM211 157H214V159H215L216 156H211ZM226 157H225V158H226ZM234 157H235V158H234ZM76 158H77V157H76ZM79 158H80V156H79ZM86 158H88V156H87ZM92 158H93V157H92ZM94 158H96V157H94ZM182 158H183V157H182ZM194 158H195V157H194ZM204 158H207V157H204ZM237 158H238V159H237ZM83 159H84V158H83ZM109 159H110V157H109ZM142 159H143V157H142ZM153 159H154V158H153ZM198 159L200 160L199 157H198ZM198 159H196V160H198ZM209 159H211V158H209ZM216 159H218V158H216ZM223 159H224V158H223ZM105 160H106V159H105ZM112 160H113V159H112ZM132 160H133V159H132ZM140 160H141V159H140ZM177 160H178V157H177ZM201 160H203V158H201ZM229 160H231V159L229 158ZM234 160H235V161H234ZM236 160H238L240 163H239V162H236ZM262 160H263V161H262ZM147 161H148V160H146V162H147ZM217 161H218V160H217ZM220 161H221V160H220ZM256 161H260V167H258L257 163H255ZM209 162H211V161H209ZM213 162H214V161H213ZM224 162H226L225 159H224ZM233 162H235V164H234ZM158 163H159V162H158ZM171 163H173V162H171ZM232 163H233V164H232ZM236 163H239V165H242L241 168H240V166L237 165ZM160 164H161V163H160ZM173 164L177 165L176 163H173ZM210 164H211V163H210ZM214 164H215V163H214ZM221 164L224 166V164H223L222 162H221ZM244 164H245L246 167L243 166ZM171 165H172V164H171ZM234 165H236V166H234ZM253 165H254L255 167H254ZM136 166H137V165H136ZM173 166H174V165H173ZM173 166H172V167H173ZM210 166H211V165H210ZM215 166H216V165H214V167H215ZM219 166H220V165H219ZM223 166H222V167H223ZM249 166L253 167L252 170H251V169L249 170V168H251V167H249ZM200 167H201V166H200ZM214 167H213V168H214ZM216 167H217V166H216ZM216 167H215V169H216ZM222 167H220V169H221ZM224 167H226V166H224ZM224 167H223V168H224ZM229 167H228V168H229ZM237 167H238V168H237ZM247 167H248V168H247ZM173 168H175V166H174ZM185 168H187V167H185ZM189 168H190V167H189ZM194 168H196V167H194ZM206 168H207V167H206ZM208 168L211 169V170L209 169V173H211L212 168L209 167V166H208ZM223 168L221 169V171H222L221 174H224V173H223ZM235 168H236V169H235ZM258 168H259V169L261 168V169H260L261 171L258 172V170H259ZM134 169H136V167H134ZM138 169L141 170V168H139V167H138ZM203 169H204V167H203ZM225 169H226V168H225ZM257 169H258V170H257ZM131 170H132V168H131ZM140 170H139V171H140ZM186 170H187V169H186ZM192 170H193V169H192ZM198 170L200 171V169H198ZM198 170L195 169V171L199 174ZM255 170H257V171H255ZM119 171H120V170H119ZM173 171H174V170H172V172H173ZM176 171H177V170H175V172H174L175 174H176ZM188 171H189V170H188ZM201 171H202V170H201ZM201 171H200V172H201ZM218 171H219V169H217V172H218ZM221 171H219V172H221ZM230 171L232 172L231 174H229ZM121 172H123V171H121ZM134 172H135V171H134ZM136 172H137V170H136ZM136 172H135V174H136ZM142 172L144 173V171H142ZM207 172H208V170H207ZM233 172H235L236 175H235ZM255 172H256V173H255ZM131 173H133V171H131ZM190 173H191V172H190ZM190 173H189V174L187 173V174L190 175ZM192 173H193L192 175L195 174V172H192ZM213 173H214V172H213ZM227 173H228V174H227ZM138 174H139V173H138ZM175 174H170V175L172 176V175H175ZM184 174H185V172H184ZM202 174H205V173H202ZM124 175H125V173H124ZM143 175H144V174H143ZM165 175H166V174H165ZM170 175H168V176H170ZM182 175H183V174H182ZM192 175H191V176H192ZM231 175H232V178H233L234 176H235V177L237 176L236 178L234 177V179H236V180H235V182H233V183H231V181L229 182V180H230L229 177H230ZM140 176H142V175H140ZM175 176H176V175H175ZM184 176H185V175H184ZM198 176H199V175H198ZM200 176H201V174H200ZM222 176H223V175H222ZM227 176H228V177H227ZM249 176H251V177H249ZM137 177H139V175H138ZM144 177H145V176H144ZM144 177H143V178H144ZM146 177H147V176H146ZM172 177H173V176H172ZM176 177H177V176H176ZM176 177H175V178H176ZM189 177H190V176L186 177V181H187V182H188V179H187V178H189ZM193 177H194V176H193ZM121 178H122V177H121ZM127 178H128V177H127ZM170 178H171V177H170ZM191 178H192V177H191ZM224 178H225V176H224ZM230 178H231V177H230ZM115 179H116V178H115ZM133 179H134V178H133ZM138 179H139V178H138ZM138 179H137V180H138ZM140 179H141V177H140ZM164 179H165V178H164ZM167 179H168V178H167ZM173 179H174V178H173ZM194 179H195V178H194ZM226 179H224V180H226ZM240 179H241V180H240ZM253 179H254L253 182H256V184L260 182V183H259V186L263 187L262 185L264 184V180H263L262 178H261V181L263 180V183H262L260 180H259V182H257L258 179H260V178H258V177H257V178L254 177ZM255 179H257V181H255ZM125 180H126V179H125ZM142 180H143V179H142ZM145 180H146V178H145ZM162 180H163V179H162ZM189 180H190V179H189ZM110 181H111V180H110ZM110 181H109V182H110ZM126 181H127V180H126ZM139 181L141 182V180H139ZM146 181H147V180H146ZM168 181H169V180H168ZM170 181H171V180H170ZM239 181H238V182H239ZM113 182H114V181H113ZM136 182H137V181H136ZM142 182L145 184L144 181H142ZM171 182H172V181H171ZM174 182H176V181H174ZM238 182H237V183H238ZM126 183H127V182H126ZM147 183L149 184L150 182L147 181ZM156 183H158V182H156ZM172 183H173V182H172ZM176 183H178V181H177ZM223 183H222V184H223ZM240 183H239V184H240ZM250 183H251V182H250ZM261 183H262V184H261ZM114 184H116V182H115ZM114 184H113V186H114ZM150 184H151V183H150ZM165 184H166V183H165ZM228 184H229V186H228ZM251 184L253 185V183H251ZM108 185H109V183H108ZM137 185H138V184H137ZM137 185H136V186H137ZM140 185H141V184H140ZM153 185H154V184H153ZM155 185H157V184H155ZM167 185H168V184H167ZM169 185H172V184L170 183ZM173 185H174V184H173ZM178 185H179V184H178ZM213 185H214V184H213ZM237 185H238V184H236V186H237ZM241 185L244 186V183H241ZM241 185H240V187H241ZM257 185H258V184H257ZM111 186H112V185H111ZM136 186H135V187H136ZM145 186H146V185H145ZM149 186H150V185H149ZM163 186H164V185H163ZM182 186H186V187H187L186 184H185V185H182ZM193 186H194V185H193ZM259 186H256V187H257L256 189H258ZM115 187H116V186H115ZM117 187H118V186H117ZM119 187H120V186H119ZM121 187H122V186H121ZM121 187H120V189H121ZM133 187H134V186H133ZM151 187H152V186H151ZM156 187H157V186H156ZM174 187H175V186H174ZM176 187H177V186H176ZM179 187H180V185H179ZM189 187H190V184H189ZM194 187H195V186H194ZM194 187L191 188V190H193ZM231 187H230V189H231ZM158 188H159V187H158ZM161 188H162V187H161ZM165 188H166V187H165ZM167 188H168V187H167ZM171 188H172V187H171ZM171 188H169V189H171ZM182 188H184V187H182ZM210 188H211V187H210ZM212 188H216V186H215V187L212 186ZM217 188H218V186H217ZM238 188H239V185H238ZM238 188H237V190H238ZM251 188H253V187H251ZM111 189H112V188H111ZM178 189H179V188H178ZM184 189L186 190V188H184ZM184 189H183V190H184ZM187 189H189V188H187ZM235 189H236V188H235ZM256 189H255V190H256ZM260 189H261V188H260ZM159 190H160V189H159ZM163 190H164V189H163ZM163 190H162V191H163ZM172 190H174V189H172ZM176 190H177V188H176ZM179 190H180V189H179ZM195 190H197V189H195ZM211 190H213V189H210V191H211ZM219 190L221 191V188H219ZM219 190H218V191H219ZM222 190H223V189H222ZM224 190H225V189H224ZM263 190H264V189H263ZM263 190H262V191H263ZM165 191H166V190H165ZM180 191H181V190H180ZM188 191H189V190H188ZM214 191H217V190L214 189ZM233 191H234V190H233ZM238 191H239V195H240V189H239ZM238 191H237V192H238ZM163 192H164V191H163ZM181 192H182V191H181ZM183 192H185V191H183ZM193 192H194V191H193ZM229 192H230V191H229ZM249 192H250V191H249ZM131 193H132V190H131ZM134 193H135V191H134ZM159 193H160V192H159ZM159 193H158V194H159ZM167 193H168V191H167ZM169 193L171 194L170 191H169ZM174 193H176L175 190H174ZM185 193H186V192H185ZM189 193H190V191H189ZM217 193H219V192H217ZM217 193H216V194H217ZM220 193H221V192H220ZM222 193H226V192L224 191V192H222ZM230 193H234V192L231 191ZM230 193H229V195H230ZM253 193H254L253 195H254V197H255V192H253ZM256 193H257V192H256ZM137 194H138V193H137ZM156 194H157V193H156ZM164 194H166V193H164ZM176 194H177V193H176ZM178 194H179V193H178ZM200 194H201V193H200ZM209 194H211V192H210ZM216 194H215V195H216ZM242 194H243V193H242ZM247 194H248V193H247ZM249 194H250V193H249ZM132 195H133V193H132ZM166 195H167V194H166ZM181 195H183V194H181ZM184 195H185V194H184ZM221 195H222V194H221ZM223 195H224V197H225V201H224V203L227 202L226 204H230V203H228V202H231V201L233 200V198H232L233 196L231 197V198H232V199H231V198L228 197L229 195H228L227 197H226V194H223ZM250 195H251V194H250ZM253 195H252V196H253ZM260 195H261V194H260ZM119 196H120V194H119ZM130 196H131V195H130ZM137 196H138V195H137ZM158 196H159V195H158ZM162 196H163V195H162ZM168 196H169V194H168ZM198 196H199V195H198ZM208 196H209V195H208ZM212 196H213V195H212ZM219 196H220V195H219ZM230 196H231V195H230ZM120 197H122V196H120ZM131 197H132V196H131ZM135 197H136V196H135ZM143 197H144V196H143ZM155 197H156V196H155ZM160 197H161V196H160ZM180 197H181V196H180ZM180 197H179V198H180ZM214 197H215V196H214ZM214 197H212V198H214ZM216 197H217V196H216ZM216 197H215V198H216ZM221 197H223V196H221ZM246 197H247V195H246ZM144 198H145V197H144ZM147 198H148V197H147ZM162 198H163V197H162ZM210 198H211V197H210ZM215 198H214V199H215ZM219 198H220V197H219ZM227 198H229V199H231V200L228 201ZM247 198H248V197H247ZM261 198H262V197H261ZM164 199H165V198H164ZM222 199H223V198H221V200H222ZM245 199H246V198H245ZM250 199H251V197H250ZM256 199H257L256 197H255L254 199H253V197H252V200H251L249 203H251V202L253 203V201L255 202ZM102 200H103V199H102ZM150 200H152V197H151ZM157 200H158V199H157ZM161 200H162V199H161ZM161 200H160V201H161ZM212 200H213V199H212ZM114 201H115V200H114ZM123 201H124V200H123ZM162 201H163V200H162ZM218 201H220V200H218ZM238 201H239V200H238ZM260 201H262V200H260ZM99 202H100V201H99ZM132 202H133V201H132ZM169 202H170V200H169ZM222 202H223V200H222ZM239 202H240V201H239ZM246 202H247V201H246ZM256 202H257V201H256ZM100 203H101V202H100ZM124 203H125V202H124ZM146 203H147V201H146ZM151 203H154V202L152 201ZM159 203H160V202H159ZM164 203H165V202H164ZM170 203H172V202H170ZM213 203H214V202H213ZM96 204H97V203H96ZM129 204H130V203H129ZM129 204H128V206H129ZM131 204H132V203H131ZM131 204H130V206H131ZM167 204H168V203H167ZM215 204H216V202H215ZM217 204H218V202H217ZM226 204H225V205H226ZM231 204H232V202H231ZM234 204H235V203H234ZM257 204H258V203H257ZM37 205H38V203H37ZM132 205H133V204H132ZM236 205H237V204H236ZM151 206H152V205H151ZM158 206H159V205H158ZM158 206H157V207H158ZM96 207H97V206H96ZM145 207H146V206H145ZM164 207H165V206H164ZM171 207H172V206H171ZM128 208H129V207H128ZM147 208H148V207H147ZM139 209H140V208H139ZM155 209H156V208H155ZM165 209H166V208H165ZM172 209H173V208H172ZM172 209H171V210H172ZM96 210H97V209H96ZM259 210L261 211V209H259ZM97 211H99V210H97ZM134 212H135V207H134ZM137 212H140V211L138 210ZM166 212H167V210H166ZM145 213H146V212H145ZM139 214H140V213H139ZM141 214L144 216L143 213H141ZM262 214H263V213H262ZM260 215H261V214H260ZM135 216H136V215H135ZM143 216H142V217H143ZM232 217H233V216H232ZM238 217H239V216H238ZM124 219H125V218H124ZM144 219H145V218H144ZM240 219H243V218H240ZM90 221H91V220H90ZM122 221H123V219H122ZM122 221H121L120 223H123ZM240 221H242V220H240ZM240 221H239V222H240ZM125 222H126V220H125ZM95 223H96V222H95ZM244 223H245V222H244ZM240 224H241V223H240ZM82 225H83V223H82ZM91 225H92V224H91ZM93 225H94V224H93ZM241 225L243 226V223H242ZM241 225H240V227L242 228ZM244 225H245V224H244ZM97 226H99V225H97ZM247 226H248V225H246V227H247ZM100 227H101V225H100ZM100 227L97 228V229H100ZM158 227H159V226H158ZM160 227H161V225H160ZM236 227H237V226H236ZM244 227H245V226H244ZM244 227H243L242 229H245ZM85 228H86V225H85ZM94 228H96V227H94ZM238 228H239V226H238ZM103 229H104V228H103ZM105 229H106V228H105ZM144 229H145V228H144ZM91 230H92V229H91ZM93 230H94V229H93ZM145 230H146V229H145ZM97 231H99V230H97ZM105 231H106V230H105ZM123 231H124V230H123ZM65 233H66V232H65ZM102 233H103V232H102ZM105 233L107 234V232H105ZM148 233H149V232H148ZM106 234H105V235H106ZM67 235H68V233H67ZM67 235H65V234H63L62 236H61V235H57L56 239H54L55 241H57V242H56V246H58V244H59L58 242H60V243H61V242H64L65 244L63 243V245H66V246L69 247L67 250L72 249V246H73V245H76V243H77L78 241L75 243L74 241H72V238H70V237L73 236V235H71V236H67ZM74 235H76V234H74ZM97 235H99V234H97ZM105 235H104V236H105ZM101 236H102V235H101ZM111 236H112V235H111ZM74 237H75V236H74ZM112 237H113V236H112ZM94 238H95V236H94ZM108 238H110V237H108ZM129 238H130V236H129ZM133 238H134V237H133ZM99 239H100V237H99ZM115 239H116V238H115ZM137 239H138V238H137ZM169 239H170V238H169ZM108 240H109V239H108ZM111 240H112V239H111ZM131 240H132V239H131ZM164 240H165V239H164ZM170 240H171V239H170ZM170 240H169V241H170ZM55 241H54V242H55ZM75 241H76V240H75ZM113 241H114V240H113ZM113 241H111V242L114 243ZM166 241H168V239H167ZM184 241H185V240H184ZM184 241H183V242H184ZM52 242H53V241H52ZM79 242H80V241H79ZM88 242H89V241H88ZM109 242H110V240H109ZM180 242H181V241H180ZM183 242H181V243H183ZM186 242H187V241H186ZM57 243H58V244H57ZM74 243H75V244H74ZM112 243H111V244H112ZM115 243H116V242H115ZM169 243H170V245H171L172 242H168V244H169ZM187 243H188V242H187ZM105 244H106V243H105ZM165 244H167V243H165ZM231 244H232V242H231ZM63 245H59V246L56 247V248L59 249L60 246L63 247ZM79 245H80V246H78V244H77L76 248L82 246L81 244H79ZM89 245H91V244H89ZM106 245H108V244H106ZM224 245H225V244H224ZM33 246H34V245H33ZM44 246H45V245H44ZM66 246H64V247H66ZM87 246H88V245H87ZM91 246H92V245H91ZM94 246H95V245H94ZM94 246L91 247V248H93V250H95V248H96V247H94ZM104 246H105V245H104ZM104 246H103V248H104ZM114 246H115V245H114ZM114 246H113V247H114ZM128 246H129V245H128ZM172 246H173V245H172ZM64 247H63V248H64ZM73 247H74V246H73ZM83 247H84V246H83ZM88 247H89V246H88ZM109 247H110V246H109ZM63 248H61L60 251H62ZM84 248L86 249V246H85ZM84 248H83L82 251H84ZM179 248H180V247H179ZM220 248H221V247H220ZM229 248H230V247H229ZM31 249H32V248H31ZM42 249H44V251H46L45 247H44V248L42 247ZM42 249L40 248V251H42ZM57 249H56V250H57ZM64 249H65V248H64ZM77 249H78V248H77ZM81 249H82V248H81ZM101 249H102V248H101ZM182 249H183V248H182ZM182 249H181V250H182ZM50 250H51V249H50ZM65 250H66V249H65ZM65 250H64V251H65ZM67 250H66V252H68ZM86 250H87V249H86ZM88 250H89V248H88ZM91 250H92V249H91ZM103 250H104V249H103ZM111 250H112V249H111ZM229 250H230V249H229ZM231 250H232V249H231ZM54 251H55V249H54ZM64 251H62V252H64ZM95 251H96V250H95ZM224 251H225V250H224ZM226 251H227V250H226ZM32 252H33V251H32ZM34 252H35V250H34ZM37 252H38V251H37ZM51 252H52V251H51ZM57 252H58V250H57ZM86 252H87V251H86ZM86 252H85V253H86ZM88 252H89V251H88ZM53 253H54V252H53ZM69 253L71 254V251H69ZM80 253H81V252H80ZM91 253H92V252H91ZM93 253H94V251H93ZM104 253H105V252H104ZM230 253H231V252H230ZM43 254L46 255L45 253H43ZM47 254H49V252H47ZM63 254H65V253H63ZM66 254H67V253H66ZM66 254H65V255H66ZM86 254L88 255V253H86ZM123 254H124V253H123ZM123 254L121 253V255H123ZM126 254H127V253H126ZM41 255H42V254H41ZM51 255H52V253H51ZM87 255L82 256V255L80 254V256H82V258H84V259L88 258ZM89 255H90V254H89ZM230 255H231V254H230ZM31 256H32V255H31ZM48 256L50 257V255H48ZM48 256H47V257H48ZM86 256H87V257H86ZM94 256H95V255H94ZM94 256H93V257H94ZM43 257H44V256H43ZM45 257H46V256H45ZM70 257H72V256H70ZM97 257H99V256H97ZM31 258H33V257H31ZM34 258H35V257H34ZM40 258H41V257H39V259H38V257H37L38 261H37L36 263H39V260H40V262H41L43 259H45V260L48 259V258H43V259L41 260ZM51 258H52V257H51ZM72 258H73V257H72ZM90 258H91V257H90ZM122 258H124V257H122ZM27 259H28V258H27ZM49 259H50V258H49ZM49 259H48V262H50ZM61 259H62V258H61ZM61 259L56 260V261L54 260L53 263L56 262L55 264H59V263H57V261L59 262ZM24 260H25V259H24ZM29 260H30V259H29ZM51 260H53V258H52ZM65 260H66V259H65ZM68 260H69V259H68ZM72 260H75V258L72 259ZM92 260H93V258H92ZM26 261H27V260H26ZM33 261H35V260H33ZM33 261H31V262H33ZM46 261H47V260H46ZM27 262H28V261H27ZM42 262H44V260H43ZM60 262H61V261H60ZM72 262H73V261H72ZM96 262H97V261H96ZM131 262H132V261H131ZM29 263H30V261H29ZM45 263H46V262H45ZM45 263H44V264H45ZM64 263H65V262H64ZM68 263H69V262H68ZM75 263H76V262H75ZM129 263H130V262H129ZM132 263H133V262H132ZM26 264H27V263H26ZM49 264H52V262L49 263ZM65 264H66V263H65ZM73 264H74V263H73Z\"/></svg>", "mask_w": 264, "mask_h": 264}]
</instances>
